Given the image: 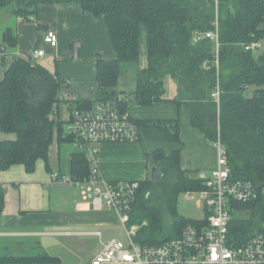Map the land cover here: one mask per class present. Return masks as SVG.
<instances>
[{"label":"trees","instance_id":"trees-1","mask_svg":"<svg viewBox=\"0 0 264 264\" xmlns=\"http://www.w3.org/2000/svg\"><path fill=\"white\" fill-rule=\"evenodd\" d=\"M77 6L83 13L106 22L116 58L96 63L97 95L94 101L71 99L67 82L29 58H15L0 82V128L15 134L14 141H0V171L24 165L33 173L42 159L48 166V150L53 141L58 105L66 102L72 109H92L96 103L112 102L128 112L130 102L151 106L165 99V79L178 88L169 102L185 106L193 127L214 143L217 127L227 150L233 177L251 181L264 192V52L256 56L246 46L264 42V0H0V12L11 8L13 14L29 21L42 4ZM219 22V46L211 39L197 36L213 31ZM7 45L16 39L7 34ZM145 46L147 66L137 73L136 88L121 95L119 85L124 64L139 66ZM219 90L217 102L213 93ZM258 97H255V96ZM135 97V99H133ZM139 141L148 159L156 165L160 181L149 177L140 182L133 205L132 224L147 222L135 242L161 245L177 238L189 224L178 213L182 194L204 189L198 174L181 167L180 119H135ZM61 141L73 142L62 134ZM84 153L71 161L72 179L83 181L90 175ZM156 189L154 194L151 190ZM251 217L232 220L230 239L242 245L258 231L264 220V196L246 204ZM5 208V190L0 186V214ZM59 264L60 259L42 254L35 257H0V264Z\"/></svg>","mask_w":264,"mask_h":264},{"label":"crops","instance_id":"crops-1","mask_svg":"<svg viewBox=\"0 0 264 264\" xmlns=\"http://www.w3.org/2000/svg\"><path fill=\"white\" fill-rule=\"evenodd\" d=\"M260 28L264 30V23ZM49 30L55 31L58 36L56 48L43 42ZM8 33L16 39L14 48L7 45ZM36 48L46 51V56L38 63L64 79L68 95L79 101L96 99L98 58H116L105 20L83 13L77 6L42 4L29 21L16 17L11 8L1 11L0 82L15 58H29ZM145 64L147 66L144 59L142 68ZM165 90L167 102L151 106L130 102L129 114L134 119L179 118L183 143L182 169L196 174H211L218 159L214 143L193 127L190 112L185 106L169 102L178 94L177 84L170 77L165 79ZM57 111V115L53 116L55 129L48 150V166L40 159L33 173L27 172L24 165L0 171V186L5 190V208L0 214V257L46 254L58 257L61 262V254L87 252L93 260L115 239L103 240L104 232L122 226L117 212L92 208L82 200L79 188L52 182L53 173L70 175L72 158L81 153L73 142L59 138V123L62 134L67 136L65 126L70 119L69 104L61 102ZM15 139V134L4 133L0 128V141ZM97 167L101 176L109 182L145 181L150 171L146 146L142 142L103 144L97 157ZM97 238L101 240L98 245ZM28 253L35 255H23Z\"/></svg>","mask_w":264,"mask_h":264},{"label":"built area","instance_id":"built-area-1","mask_svg":"<svg viewBox=\"0 0 264 264\" xmlns=\"http://www.w3.org/2000/svg\"><path fill=\"white\" fill-rule=\"evenodd\" d=\"M218 8L219 0H214ZM211 39L219 46V22H214V30L198 35L197 40ZM43 42L51 48L58 46L55 31L45 33ZM261 42L246 46V50H258ZM46 56L41 48L33 50L30 59L37 62ZM213 98L219 102L217 90ZM129 112H122L115 103H96L92 109L70 108V119L65 126L67 136L84 153L90 163V175L83 181H76L70 175L53 173L52 182L77 187L82 200L92 208L109 209L118 213L129 243L114 239L103 251L93 258L91 264H264V220L258 231L242 245L232 242L230 224L232 212L248 210L246 204L257 202L261 196L251 181L233 177L228 162L227 150L220 138V127L214 145L218 151L217 166L211 174L199 173L204 189L188 192L186 198L198 204L205 216L197 224L187 225L181 235L161 245H139L135 238L148 223L132 224L133 205L136 201L141 181L109 182L97 167V157L101 146L106 143L138 142L139 129ZM251 212V211H250Z\"/></svg>","mask_w":264,"mask_h":264},{"label":"rangeland","instance_id":"rangeland-1","mask_svg":"<svg viewBox=\"0 0 264 264\" xmlns=\"http://www.w3.org/2000/svg\"><path fill=\"white\" fill-rule=\"evenodd\" d=\"M263 52H264V42L262 43V47L258 50H255L254 53L256 56H258ZM144 59L145 61H147L145 46H143V54H142L139 66L136 64H132V63L122 65L119 85L117 87L118 92L120 93L130 92L131 90L135 89L137 73L140 69H142ZM144 67H146V64ZM149 162H150L149 177H150L153 164L150 159H149ZM155 192H156V189L151 190V194H154ZM198 200H199V197L196 196L194 201H189L186 198V194H182L178 202L179 215L188 220H194V221L202 220L205 216V212L199 206ZM250 217H251V212L245 209L232 212L233 220H245ZM113 238L129 243V237L127 236V233L123 226L112 227L108 229L106 232H104L103 240L113 239ZM100 242L101 240L97 238V245L100 244ZM32 254L35 255L34 253H28V254H23V255H32ZM61 255L63 256L61 258L60 264H90L92 260L91 256L87 252H82V253L80 252V253H76L72 255L70 254H67V255L61 254ZM35 264H38V263H35Z\"/></svg>","mask_w":264,"mask_h":264},{"label":"water","instance_id":"water-1","mask_svg":"<svg viewBox=\"0 0 264 264\" xmlns=\"http://www.w3.org/2000/svg\"><path fill=\"white\" fill-rule=\"evenodd\" d=\"M127 94H128V92H121V95H127ZM255 97H258V96L256 95ZM133 99H135V97H133ZM150 178L154 182L160 181V179H161V175L159 174L158 168L156 165H153V167H152Z\"/></svg>","mask_w":264,"mask_h":264}]
</instances>
